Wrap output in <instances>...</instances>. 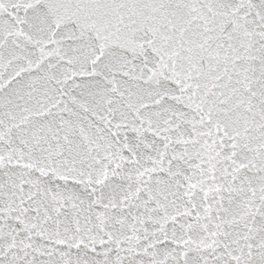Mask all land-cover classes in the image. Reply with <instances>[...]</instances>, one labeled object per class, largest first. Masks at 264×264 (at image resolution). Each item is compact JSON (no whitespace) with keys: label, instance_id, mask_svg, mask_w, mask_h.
I'll return each instance as SVG.
<instances>
[{"label":"snow or ice","instance_id":"snow-or-ice-1","mask_svg":"<svg viewBox=\"0 0 264 264\" xmlns=\"http://www.w3.org/2000/svg\"><path fill=\"white\" fill-rule=\"evenodd\" d=\"M0 264H264V0H0Z\"/></svg>","mask_w":264,"mask_h":264}]
</instances>
